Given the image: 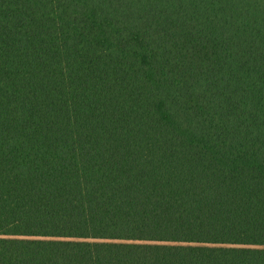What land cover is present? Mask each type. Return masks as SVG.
Instances as JSON below:
<instances>
[{"label": "trees", "instance_id": "obj_1", "mask_svg": "<svg viewBox=\"0 0 264 264\" xmlns=\"http://www.w3.org/2000/svg\"><path fill=\"white\" fill-rule=\"evenodd\" d=\"M0 264H264V0H0Z\"/></svg>", "mask_w": 264, "mask_h": 264}]
</instances>
